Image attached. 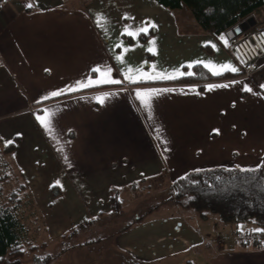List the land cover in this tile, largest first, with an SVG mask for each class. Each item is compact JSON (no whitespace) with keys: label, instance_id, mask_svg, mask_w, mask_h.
Instances as JSON below:
<instances>
[{"label":"crops","instance_id":"crops-1","mask_svg":"<svg viewBox=\"0 0 264 264\" xmlns=\"http://www.w3.org/2000/svg\"><path fill=\"white\" fill-rule=\"evenodd\" d=\"M184 8L156 0H0V142L15 143L9 161L28 179L52 242L87 221H112L121 212L114 211V193L127 201L136 183L148 182L147 189L158 192L167 185L170 196L119 231L121 253L149 263L264 264V248L243 247L254 228L233 241L213 238L202 231L197 213L170 200L173 182L195 171L264 168V58L245 77L222 35L204 30ZM99 15L107 21L103 28ZM149 22L156 28L147 34H125ZM151 40L155 54L148 50ZM208 62L230 64L238 71L220 75L237 76L203 88L168 83ZM129 68L175 78L133 83L125 78ZM107 69L120 83L67 91L102 79ZM166 89L148 108L137 97L138 91ZM46 111L51 130L36 118ZM4 264L20 262L8 258Z\"/></svg>","mask_w":264,"mask_h":264},{"label":"trees","instance_id":"trees-1","mask_svg":"<svg viewBox=\"0 0 264 264\" xmlns=\"http://www.w3.org/2000/svg\"><path fill=\"white\" fill-rule=\"evenodd\" d=\"M173 9L189 8L196 20L204 30L211 34L227 36L228 32L237 25L264 7V0H156ZM226 47V45L224 44ZM237 74L224 73L212 75L202 66H196L194 74L181 77L168 83L194 84L201 88L208 82L227 80ZM15 148V143L3 145L0 142V166H5V171H0V264L6 259L18 260L21 263L28 261L33 252L47 249V243L30 235L36 217L28 219L23 210L25 199L32 196L29 184L25 177L24 182L18 179V186L11 192H5L4 183L12 181L14 171L10 163L3 156H10ZM241 167L220 166L215 168L195 171L173 182V202L183 210H192L202 219L209 220L218 216L222 223L239 224L250 223L257 226L253 231L245 233L243 247L255 249L264 248V168L256 171H241ZM19 174L23 176L22 172ZM60 194L58 187L52 189V196ZM33 197V196H32ZM169 201V200H168ZM114 211H122V204L117 192L113 195ZM95 223L87 221L80 226L72 228L57 241L68 242L72 236L81 238L83 232ZM259 230V231H257ZM40 242V243H38ZM54 242V241H53ZM65 244H69L65 243ZM64 247L68 251L75 246ZM46 251V250H44ZM47 252V251H46ZM31 264H51L54 259L50 254L34 255ZM136 263L145 262L134 258ZM127 259L124 264H131ZM186 264H195L187 261Z\"/></svg>","mask_w":264,"mask_h":264},{"label":"rangeland","instance_id":"rangeland-1","mask_svg":"<svg viewBox=\"0 0 264 264\" xmlns=\"http://www.w3.org/2000/svg\"><path fill=\"white\" fill-rule=\"evenodd\" d=\"M184 10L189 11V8H184ZM252 17L254 20H251L250 18L246 20L248 24H251V28L248 30H255L264 27V7L259 9ZM2 157L10 163L15 173L12 181L9 180L4 183L6 193L11 192L13 188L18 186L17 179L20 182H24L26 179L27 183H29L28 179L24 175H20L18 169L11 161H9V156L2 155ZM1 170L5 171V166H0V171ZM23 177H25V179ZM147 185L149 186L148 182L144 184L136 183L135 186H138V191L132 192L130 197L131 199L124 201V199H121L119 196L120 201H123L124 211L122 210L120 213L114 215L113 220L107 222V224L101 221L93 223L89 229L83 232L81 238L72 236V239H69L68 241L69 244H65L68 242H62L61 240L52 242L50 239H48L49 233L47 231L44 218H42L43 216L40 213L38 204L32 196L28 199H25L23 203L25 216L29 217L28 219H33L34 217L37 218L35 219L37 222L32 225L33 229L31 230L30 235L35 236L37 239L40 238V240L43 242L45 241L47 243V249L44 248L33 252L28 261H24L23 263L19 261L20 264H31L33 261L32 257L34 255L37 256L38 254H50L53 256L54 259L52 260L51 264H124V261L126 262L127 259L131 260V264H137L136 260L134 259L136 258L135 256L132 254H130L131 256H128L127 254L121 253V251L118 250L120 248H118L116 244V241L118 240L116 237L120 234L119 231L125 228L126 225L133 224L139 218L149 216L150 213L147 211L151 209L155 210L153 208L161 203L162 200L160 199L163 198V200H167L171 193L167 185H163L164 188L161 192H158V190L155 191V188L149 190L146 187ZM204 222L205 223L201 225L203 232L206 231L211 233L213 238L218 236L224 240H229L230 238L232 241L234 235L245 233L251 228H254L252 230L257 228V226L250 223H222L218 216H213L209 220H204ZM80 244L84 245L81 247L75 246L68 251H63L64 247H71V245ZM137 259L141 260L140 258ZM163 262L164 261L162 260L156 261V263H149L145 261L143 264H175L174 262ZM138 264H142V262H139Z\"/></svg>","mask_w":264,"mask_h":264},{"label":"snow or ice","instance_id":"snow-or-ice-1","mask_svg":"<svg viewBox=\"0 0 264 264\" xmlns=\"http://www.w3.org/2000/svg\"><path fill=\"white\" fill-rule=\"evenodd\" d=\"M25 6L27 8H32L34 5L32 3H28ZM96 23L98 26L103 28L105 26V24L107 23V21L103 15H99L96 17ZM149 27L154 29V28H156V25L151 24L149 22V24L147 26L138 29L136 32L128 31V29L126 28L125 34L130 35V36L139 35L140 32L147 34ZM220 39L222 41H224L225 45L227 46V40L223 36H221ZM149 43L152 45V47H150L148 50L153 52V54H155V47H154L155 46V40H151V41H149ZM212 46H213V48H215V45H212ZM125 51H127V49H125ZM117 59L120 60L121 62H123L122 56L117 57ZM195 63H202V62L196 61ZM192 66H193L192 64L187 65V67H189V68H191ZM204 67L208 68L210 71H212L214 75H220L222 73V71H232V72L238 71L237 68L233 67L230 64H223V65L217 66V65L212 64L211 62H208V63L204 64ZM95 71L99 72L100 69H95ZM134 71H135V73H138L139 75L138 76L133 75ZM180 75H185V73H180ZM187 75L191 76V75H193V73L188 72ZM102 77H103L102 79H98L96 81L89 80L87 83H78L75 88H69V89H67V91H75V90H78L79 88L95 86V85L105 84V83H120L119 80H114L111 78V69L105 70V72L102 73ZM125 78L128 79L130 82L135 83L141 79H149V80H151V79H172L175 77L170 76V75H166L164 73H158L155 76H152V75L143 73V71L139 68H137L135 70L129 68L128 72L125 74ZM214 87H228V85H210V86H208V90H212ZM261 87H264V85H262ZM244 90L249 91V92L252 91L247 86H245ZM63 91H65V90L55 91V92H52L50 95L52 97L59 96L63 93ZM160 91H170V90H167V89L166 90H147L145 92L138 91L137 97L141 99L142 106L145 108H148V107H150L152 96L158 95ZM47 98H49V97H44V99H47ZM97 99L99 100L100 103H103L105 97H98ZM51 115H52L51 113H48L46 111L45 115H38L36 117L37 120L39 121V123L41 124V126L44 127L46 130H51ZM214 131L217 132V134H218L219 130H214ZM9 143H11V141H7L6 146ZM257 167L259 168L260 166H257ZM256 170L257 169H241V171H256ZM57 184H59V181H57ZM257 231H259V230H257Z\"/></svg>","mask_w":264,"mask_h":264},{"label":"built area","instance_id":"built-area-1","mask_svg":"<svg viewBox=\"0 0 264 264\" xmlns=\"http://www.w3.org/2000/svg\"><path fill=\"white\" fill-rule=\"evenodd\" d=\"M226 48L237 59L245 77H252L264 58V27L243 31L227 39Z\"/></svg>","mask_w":264,"mask_h":264},{"label":"water","instance_id":"water-1","mask_svg":"<svg viewBox=\"0 0 264 264\" xmlns=\"http://www.w3.org/2000/svg\"><path fill=\"white\" fill-rule=\"evenodd\" d=\"M250 19L251 20H254L253 19V17L251 18L250 17ZM249 19V20H250ZM253 27V26H252ZM251 28V24H248V22L247 21H243L241 24H239V25H237L236 27H234L232 30H230L229 32H228V37L231 39V38H233L234 36H236V35H239V34H241L243 31H246V30H248V29H250Z\"/></svg>","mask_w":264,"mask_h":264}]
</instances>
